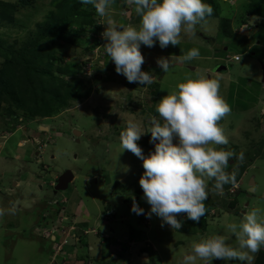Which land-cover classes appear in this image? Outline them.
Instances as JSON below:
<instances>
[{"label":"rangeland","instance_id":"obj_1","mask_svg":"<svg viewBox=\"0 0 264 264\" xmlns=\"http://www.w3.org/2000/svg\"><path fill=\"white\" fill-rule=\"evenodd\" d=\"M4 1L14 2L16 8L11 21L0 19V68L5 55H13L10 48L18 53L26 46L28 48L24 55L31 52L32 44L39 36L38 25L48 20L52 23L51 16L60 12L54 5L55 1L62 2L65 7L64 2H70ZM248 1L211 0L209 4L214 11L219 9L220 16L211 15L206 23L197 25L195 36L182 33L180 45L161 48L158 41L154 47L141 44L140 50L144 56L142 70L152 75L154 83L151 85L129 83L124 75L116 72L114 62L104 51L103 45L107 41L102 33L106 26L95 9L92 14L98 17V26L80 24L78 18L72 27H67L70 32L65 31L74 41L56 38L53 42L54 56L51 55L50 60L41 53L39 57L30 59L35 66L52 72L53 77L49 76L48 80L59 87L66 102L57 112L30 118L24 112L26 104L12 107L11 112L10 103L0 100V195L10 194L7 198L0 197V208H16L15 214L6 212L0 216V264L50 262L55 241L44 237L43 231H35L33 222L38 220L39 213L47 212V209L74 215L81 204L82 210L92 216L85 217L82 212V217L88 220L85 227L97 226L96 220L102 215L105 206L110 204L109 211L113 210L114 216L110 220L101 218V225L97 226L101 234H112L113 229V236L122 237L133 228L134 237L140 242L144 241L143 245L148 251L141 252L139 249L137 252L128 251V254L122 252L118 261H109L110 257L100 247L103 238L100 240L92 232L84 235L80 231V242L73 239V244L64 246V252L72 257L75 264H81L80 257L83 253H89L87 247L91 244L95 248L90 260L94 259L95 264H120L119 261L123 260H128V264H182L183 255L190 251L193 241L215 234L224 235L230 244H236L235 237L227 231V224L240 222L252 209H260L264 214V14L248 17L245 11ZM93 7L90 4V9ZM111 13L113 19L125 26H138L140 23L135 5L126 3L123 7L114 4ZM221 17L226 18V25L227 19L231 20L238 30L236 32L249 36V39L240 36V40H236L232 35L224 34ZM241 18L249 23L259 21L261 25L253 24L248 32L241 28ZM202 35L216 38L215 50ZM252 44L253 51L249 47ZM219 46H228V51L222 52ZM192 48L199 49V57L181 64L178 58ZM234 53H240L241 60H234ZM221 55L223 61L217 57ZM161 57L170 59L167 73L157 63ZM101 61L106 62L104 68L100 67ZM222 62L227 63L228 69L215 71V67ZM198 72L206 75L210 72V77H219L220 93L232 106L230 114L219 122L228 137V144L221 147L234 152L227 171H241V174L239 180L222 191L215 190L212 181H209L205 227H199L198 233H185L180 229L173 230L160 217L151 213V206L139 183L144 173L143 160L128 150L120 153V133L126 128L129 119L140 122L146 131L150 126V115H158L154 111L159 100L168 92L177 90L178 83L184 82L186 76H195ZM75 78L80 79L81 83L78 84ZM64 81L72 82V95L67 96L66 87L61 89ZM155 83L159 86L156 94ZM39 93L47 95L42 89H39ZM41 126L48 129L43 130ZM74 128L82 131L79 141L73 134ZM5 131L9 132L8 137L1 135ZM34 137L40 139L41 143L33 142ZM24 138L26 141L21 147L18 141ZM150 138L151 133L147 132L137 141L145 156L155 150ZM14 152L21 154L22 159L16 160ZM241 152L244 154L243 161L239 159ZM18 164L25 166L19 167L22 172L13 170ZM67 168L74 170L75 178L68 189L56 191L52 185L56 182L55 176ZM34 170L40 180L34 178ZM252 177L256 183L254 191L250 192ZM19 179L26 182L12 192L11 188L16 186ZM16 195H19L17 202ZM31 195L39 196L36 202ZM134 200L143 209V214L132 211ZM234 201L236 204L233 206L231 202ZM42 227L45 228V224ZM56 234L61 240L62 236ZM99 255L101 257L96 259ZM197 264L204 262L197 260ZM211 264L244 262L213 259Z\"/></svg>","mask_w":264,"mask_h":264},{"label":"clouds","instance_id":"obj_2","mask_svg":"<svg viewBox=\"0 0 264 264\" xmlns=\"http://www.w3.org/2000/svg\"><path fill=\"white\" fill-rule=\"evenodd\" d=\"M81 2L92 4L102 18V24L106 26L102 36L107 41L103 45L104 51L114 62L116 72L124 75L129 83L138 82L141 85L154 83L150 72L142 70L144 56L140 50L141 44L154 47L158 41L161 48L180 45L182 33L195 36L197 25L206 23L214 11L204 0H126L129 5H135L140 23L138 26H125L112 17L115 0ZM222 49L228 50L225 47ZM236 54L240 55L234 53L232 58ZM199 55V49L192 48L178 59L181 63L190 62ZM221 57L218 58L223 61V55ZM227 57L230 58L229 55ZM157 63L163 72L169 71L170 59L161 57ZM105 64L101 61L100 67L104 68ZM220 64L227 65L226 62ZM220 87L219 77L213 78L200 72L195 76H186L184 82L178 83L177 90L168 92L156 104L155 112L158 115H150V126L146 131L140 122L129 119L120 133V153L128 150L143 160L144 173L139 183L151 206V213L173 230L182 227V221L177 219L181 213H186L188 219L197 222L206 214L209 181H214L213 187L217 191H222L225 184L235 181V171H227L234 152L221 147L228 144V137L219 122L230 114L231 106L221 95ZM147 132L151 133L150 142L154 143L155 150L145 156L137 141ZM243 158L241 152L239 159L243 161ZM55 184L52 183L53 186ZM15 211L14 206L7 210L0 208V216L6 212L15 214ZM132 211L143 214V209L135 200ZM101 218L99 216L98 219ZM87 221L77 218L80 225ZM226 228L235 237V245L220 234L201 237L192 242L190 251L183 255L182 264H197V260L211 264L213 259L254 264L256 254L264 248V214L261 210L252 209L240 222L228 223ZM105 233L108 237L101 232L96 235L102 238L112 235ZM124 241L132 240L117 239L116 249H126ZM72 262L70 260L68 264Z\"/></svg>","mask_w":264,"mask_h":264},{"label":"trees","instance_id":"obj_3","mask_svg":"<svg viewBox=\"0 0 264 264\" xmlns=\"http://www.w3.org/2000/svg\"><path fill=\"white\" fill-rule=\"evenodd\" d=\"M210 1L211 0H204V2L208 4ZM25 2L26 0L23 1V3ZM64 3L66 4V7L62 2H54V5L59 8L60 12L51 16L52 23L48 20L38 25L39 36L33 42L31 52L29 51L26 55H24L25 50L28 48L25 46L23 50L18 53L13 48H10L9 51H11L13 55H5L0 68V100L4 99L10 103L11 106L9 109L11 112H13L12 107L26 104L27 107L24 112H27L28 117L33 118L39 115L46 116L54 113L55 111H59L66 102V99L62 97L63 95L58 90L59 87H57L53 81L48 80L49 76L53 77V74H51L52 72L48 71L46 68H39L35 66V64H33L30 60L39 57L40 53L50 60L54 51L53 42L56 38L66 41H74L71 37L65 34V31L68 30L67 27L71 26L73 22L76 23L78 18L81 20L80 24H93L94 26H98V17L92 14L94 13L93 11L95 8L93 7L90 9V4H87L85 7L83 6L81 0H70L69 3ZM126 3V0H115V4L122 5L123 7L126 6ZM15 8L16 4L14 2L0 0V19H7L11 21ZM78 10L80 12H78ZM245 11L250 14H264V0L248 1L246 3ZM219 14V9H217L216 11H213L212 16L219 17ZM221 18L222 32L224 34H229L230 36L232 35L236 40H240L239 38L241 35L233 31L231 20L227 19L229 25L228 23L226 25L224 24L226 18ZM71 27L70 29L72 32L73 29ZM221 51L223 52L224 49ZM52 56H54V54ZM75 79L78 84L81 83L80 79ZM61 85V89H65L62 87H66L67 96L74 93L70 88V86H72L71 81H64ZM154 85L157 87L154 91L156 94L159 86L158 83H155ZM39 89H42L45 93H47V95L42 93L40 94ZM48 96L50 97L48 98ZM76 97L80 96L76 95ZM240 174L241 171L235 173V181L239 180ZM234 182L225 184L224 188H228V186ZM211 184L213 185L214 181H212ZM211 203L213 206V202ZM231 203L233 206L236 204L235 201ZM109 209L110 205L105 208V211ZM236 211L238 212V210H235L234 212ZM205 216L206 214L197 222L188 219L186 213L179 214L177 219L182 221L180 231L185 233H198L199 227H205ZM184 217H187V220H184ZM134 232L135 231L131 233V237L135 236ZM142 250L145 251L147 249L144 247ZM254 264H264V248H262L257 254Z\"/></svg>","mask_w":264,"mask_h":264},{"label":"built area","instance_id":"obj_4","mask_svg":"<svg viewBox=\"0 0 264 264\" xmlns=\"http://www.w3.org/2000/svg\"><path fill=\"white\" fill-rule=\"evenodd\" d=\"M233 58L239 60L240 55L236 54ZM1 135L3 137H8L9 132H2ZM57 216H59V218H57ZM112 216L113 213L109 210H107L106 212H102L101 215L102 219L104 220H110ZM46 217L47 222L46 227L43 228V232L44 234H46V236L55 237V244L53 247L54 250L51 257L52 259L49 264H68L70 260H72V257L66 255L67 252H64V246L73 244V239L80 242V231L84 235H89L91 232L94 234H100L99 227L97 226L101 225V219H98L96 221L97 226L85 227L84 225H80L76 219L72 218V216L68 215L65 211H60L59 214H56L55 216L51 215L48 212L46 214ZM56 233L62 236L61 240H59V235H57ZM104 236L108 237V234L105 233ZM118 249L122 250L121 247H118Z\"/></svg>","mask_w":264,"mask_h":264},{"label":"crops","instance_id":"obj_5","mask_svg":"<svg viewBox=\"0 0 264 264\" xmlns=\"http://www.w3.org/2000/svg\"><path fill=\"white\" fill-rule=\"evenodd\" d=\"M24 141H26V138H24L23 140H19L18 141V145H20L21 147L22 146H24ZM32 141V140H31ZM33 142H36V143H39L40 142V139H38V138H36V137H34L33 138ZM30 148V147H29ZM28 152H29V150H28ZM16 153L17 152H14L13 153V155H14V158L16 159V160H18L19 161V158L20 159H22V157H21V154H19V153H17V155H16ZM38 153V152H37ZM20 166H24V165H16V166H14L13 167V170L15 169V171H17V172H22V170H20ZM25 167V166H24ZM20 170V171H19ZM0 175H1V173H0ZM38 177V174H37V171L36 170H34V178H37ZM39 178V180H40V177H38ZM26 181L24 180V179H19V180H17V182L15 183L16 184V186L14 187V188H11V191L12 192H15V191H17V189H15V188H18V187H20L21 185H23L24 183H25ZM35 182V184H37V182L36 181H34ZM27 183H30V182H28L27 181ZM42 186H43V184L41 183V188H42ZM16 193H18V192H16ZM20 195V194H19ZM19 195H16V197H15V202H17V200H18V198H19ZM8 196H10V194L8 195ZM8 196H6V195H0V197H2V198H7ZM31 196H33V195H31ZM39 198V196H33V201L34 202H36L37 201V199ZM2 204V203H1ZM108 205H110V204H108ZM108 205H106L105 206V208L108 206ZM111 208V207H110ZM83 209V204H81V205H79V207H77V209L74 211V219H76L77 220V218L79 219V220H82V219H86V218H84V217H82V212L84 213V215H85V217H89V218H91L92 216H89V214L87 215V211L85 210H82ZM113 211V210H112ZM47 212H49L51 215H53V216H55L56 214V212L55 211H53L52 209H47ZM46 211H44V212H42V213H39V218H38V220H36V221H34L33 222V228H34V230L35 231H39L40 232V230H39V228H40V226L42 225V224H44V222L46 223L47 221V217L44 215L45 213H47ZM60 212V211H59ZM59 212H57V215L59 214ZM102 212H106L105 210L104 211H102ZM32 214V213H31ZM30 214V215H31ZM68 214V213H67ZM30 215H28V216H30ZM68 215H70V214H68ZM71 216H73V215H71ZM114 216V215H113ZM112 216V217H113ZM44 220V221H43ZM131 229V228H130ZM133 229V228H132ZM129 230V231H127L122 237H119V236H113V233H114V230L112 229V238H113V241H112V243L111 244H113L112 246H113V251L115 252V254L114 255H112L113 256V260L114 259H117L118 260V258H119V256L121 255V253L123 252V253H127L128 254V251L129 252H132V251H139V249H143L144 248V241H142V242H140V241H138V239H136L135 237H131V233L134 231V230ZM45 236L44 237H47V238H49L50 240H52V239H54V237L53 236H51V237H48V236H46V234H44ZM97 236V235H96ZM120 238H128L129 240H132L131 242L129 241V242H125V244H124V247L126 248V249H124V248H122V250H120V249H116V247H115V245H118V244H116V242H117V239H120ZM147 244V243H146ZM122 245V244H121ZM123 246V245H122ZM53 247H54V244H52V250H53ZM88 248V252L89 253H87V254H85V253H83L82 255H81V257H80V263L81 264H95L94 263V259H92V261L90 260L91 258H90V255H91V253H92V250L95 248V246L93 245V244H91L89 247H87ZM75 250H76V247H75ZM90 250V251H89ZM109 251V250H108ZM108 251H106V252H108ZM143 251V250H142ZM77 252V251H76ZM51 255H52V253H51ZM107 255V254H106ZM92 256V255H91ZM52 257V256H51ZM100 257V255L99 256H96V259H98ZM108 257V256H107ZM93 258V257H92ZM52 259V258H51ZM51 259H50V261H51ZM108 260L109 261H111L112 259L111 258H108ZM122 262H125V260H123ZM50 262L49 261H47V263L46 264H49ZM97 264V263H96ZM98 264H106V263H98Z\"/></svg>","mask_w":264,"mask_h":264},{"label":"flooded vegetation","instance_id":"obj_6","mask_svg":"<svg viewBox=\"0 0 264 264\" xmlns=\"http://www.w3.org/2000/svg\"><path fill=\"white\" fill-rule=\"evenodd\" d=\"M247 16L249 17V16H252L250 13H248L247 12ZM246 18V17H245ZM245 18H241V19H239L240 20V26H241V28L244 30V29H246V30H248V32L250 31V28H252V25L254 24V25H257V26H260V22L259 21H256L257 23H249V21H247V20H245ZM251 18V17H250ZM231 25H232V29H233V31H238V30H236L237 28L232 24V22H231ZM238 34H240V32H238ZM241 36H245V38H247V39H249V36H246V35H244V34H240ZM202 37L203 38H207L209 41H210V43L213 45V48H214V46L217 44V40H216V38L215 37H212V36H204V35H202ZM259 44H260V40H259V42H258ZM222 47L223 46H219L218 48L220 49V50H222ZM252 50L251 51H253V44L251 45V46H249ZM216 48V47H215ZM215 48H214V50H215ZM225 51V50H224ZM217 57H221V56H217ZM222 58V57H221ZM181 63V62H180ZM182 64V63H181ZM214 69H212L211 71H213ZM208 75H210V72L208 73ZM62 172H60L58 175H56L55 177H56V180H57V178L59 177V175L61 174ZM185 214V213H184ZM99 239L101 240V237H99ZM112 241H113V238H112V235H111V237H109V238H103V240L100 242V247L101 248H103V253H107V256L108 257H110L111 259H113V256L112 255H114L115 254V252L113 251L114 249H113V244H111L112 243ZM109 250V251H108ZM106 251H108V252H106ZM102 255V254H101ZM101 255H100V257H101ZM102 257H103V255H102ZM118 261V260H117ZM119 263L120 264H128L129 262H128V260H126L124 263L123 262H120L119 261Z\"/></svg>","mask_w":264,"mask_h":264},{"label":"water","instance_id":"obj_7","mask_svg":"<svg viewBox=\"0 0 264 264\" xmlns=\"http://www.w3.org/2000/svg\"><path fill=\"white\" fill-rule=\"evenodd\" d=\"M228 47L225 46V49H227ZM228 66L226 64H219L217 65V67H215V71H223V70H227ZM41 128L43 130H47L48 127L45 126H41ZM73 134L75 136H78V140L80 139L79 136L82 134V131L79 130L78 128H74V132ZM75 178V174L74 171L70 168L66 169L64 172H62L59 177L56 180V184L54 186L56 191H64L66 189L69 188L70 184L73 182ZM256 181L254 179V177L251 178L250 180V192L254 191V185H255ZM224 189V186H223ZM227 194V192H225Z\"/></svg>","mask_w":264,"mask_h":264}]
</instances>
